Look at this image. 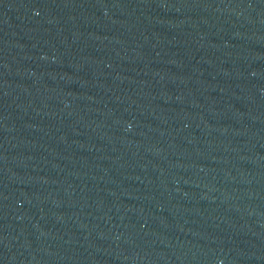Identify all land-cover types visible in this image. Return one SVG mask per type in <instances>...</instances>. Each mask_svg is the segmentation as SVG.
Masks as SVG:
<instances>
[{"label": "water", "instance_id": "95a60500", "mask_svg": "<svg viewBox=\"0 0 264 264\" xmlns=\"http://www.w3.org/2000/svg\"><path fill=\"white\" fill-rule=\"evenodd\" d=\"M0 264H264V0H0Z\"/></svg>", "mask_w": 264, "mask_h": 264}]
</instances>
